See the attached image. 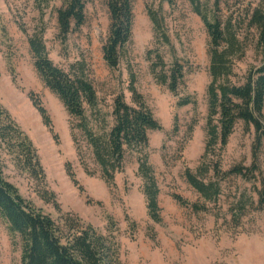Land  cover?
I'll use <instances>...</instances> for the list:
<instances>
[{"label":"rangeland","instance_id":"obj_1","mask_svg":"<svg viewBox=\"0 0 264 264\" xmlns=\"http://www.w3.org/2000/svg\"><path fill=\"white\" fill-rule=\"evenodd\" d=\"M62 1L51 0L45 9V46L56 65L65 71L83 72L90 79L97 96V118H106L111 125L113 99L120 92L130 103L126 83L131 70L138 91L161 125L159 130H148L146 150L159 188L162 220L154 222L147 215L135 152L126 153L124 169L115 174V185L110 188L80 130L73 129L75 141L72 139L73 117L57 95L44 86L33 66L27 34L37 22L34 0H0V105L31 141L42 177L31 175L20 164L18 153L9 152L0 143L6 180L28 204L48 214L61 229L70 224L68 218L76 216L82 224L107 233V218L111 217L120 264H264V204L260 208L257 205V191L264 187V138L256 158L257 169L251 177L231 174L221 179L216 202H206L208 210L195 212L172 198L173 193H178L189 201L203 202L183 175L186 166L195 171L204 149L206 88L210 80L208 35L189 2L133 0L131 37L120 49L118 65L110 68L102 57L109 24L105 0H88L84 23L65 40L57 34L55 12ZM261 1L221 0L219 4L218 18L224 22L232 15L244 43V54L234 64L239 76L261 60L256 30L248 28L246 16ZM201 2L212 9L213 0ZM159 5L175 57L185 66L183 82L176 93L154 80L146 59L153 42L147 8ZM19 22H23L26 33L20 30ZM4 29L6 35L2 33ZM163 54L170 61L166 47ZM29 92L45 107L52 130L43 124ZM185 95L195 99L194 106L176 105L178 97ZM86 114L96 118L89 110ZM174 115L179 126L175 133L171 130ZM191 119L195 124L189 131ZM253 136L252 128L246 131L240 121L234 124L220 155L221 170L236 164L250 167ZM68 170L74 173L76 184ZM212 176L210 171L207 177ZM131 220L135 222L134 229ZM19 260V239L0 217V264H19Z\"/></svg>","mask_w":264,"mask_h":264},{"label":"trees","instance_id":"obj_2","mask_svg":"<svg viewBox=\"0 0 264 264\" xmlns=\"http://www.w3.org/2000/svg\"><path fill=\"white\" fill-rule=\"evenodd\" d=\"M51 0H34L38 11L36 25L27 34L29 51L33 66L40 80L55 93L70 120L72 139L75 141L76 128L82 133L89 146L92 158L97 164L104 182L114 187V176L124 169L126 153L135 152L137 174L142 180L147 215L154 222H161L158 204L159 188L153 168L148 161V130L161 129L153 116L143 95L136 87V76L128 71L126 89L130 103L125 101L122 92L113 99L111 110L112 123L106 118H97V96L95 89L83 72L65 71L56 65L48 55L44 42L45 9ZM88 0H63L55 9L57 34L65 40L68 34L85 21V6ZM192 10L201 19L208 35V73L210 76L206 88L207 113L205 118L206 140L195 171L185 167L183 175L186 182L199 194L203 202L189 201L178 193L172 198L182 206L193 211H206V202H216L220 194V180L231 174L249 179L257 169L256 158L264 138V0L247 11V26L256 30V47L260 49L261 60L256 66H250L242 76L234 70L235 61L244 54V43L239 37L238 28L232 15L222 22L217 15L221 0H213L209 9L201 0H187ZM237 1V0H236ZM168 4L172 0H166ZM108 11V33L102 45V57L110 68L119 63L120 49L130 39L133 25V0H105ZM211 10L213 12L211 13ZM147 15L152 26L153 42L146 52L150 72L154 80L176 93L183 82L185 66L175 57V49L166 30L162 6L148 7ZM19 28L26 33L23 22ZM2 33L6 35L5 29ZM171 55L170 61L164 58V48ZM28 96L40 114L42 122L52 130L50 117L38 97ZM190 95L178 97L177 106L195 105ZM94 113L89 118L86 111ZM240 121L244 129L253 130L251 144L252 163L250 167L236 164L227 170L220 168V155L234 124ZM195 120L191 119L188 130L191 131ZM179 129L177 116H173L172 132ZM0 143L10 152H17L19 162L33 176L42 177V170L36 158L35 148L27 135L16 125L9 113L0 105ZM212 178L207 177L209 172ZM74 184V173L68 170ZM214 177V178H213ZM257 205L264 204V187L257 191ZM0 217L7 223L10 233L19 239V264H120L119 244L114 237L115 223L107 218V233L99 232L90 224H82L76 216L68 218L70 224L61 229L54 220L41 210L28 204L17 188L3 174L0 159ZM67 221V220H66ZM131 229L135 222L131 220ZM154 237V235H153Z\"/></svg>","mask_w":264,"mask_h":264}]
</instances>
